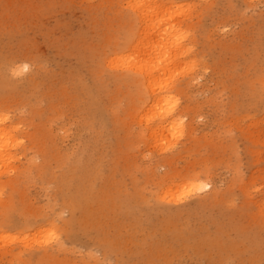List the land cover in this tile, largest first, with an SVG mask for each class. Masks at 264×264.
I'll return each mask as SVG.
<instances>
[{"label":"rangeland","instance_id":"obj_1","mask_svg":"<svg viewBox=\"0 0 264 264\" xmlns=\"http://www.w3.org/2000/svg\"><path fill=\"white\" fill-rule=\"evenodd\" d=\"M178 1L171 16L202 65L178 94L194 109L163 143L130 114L133 85L104 63L138 29L125 0H0V108L21 126L19 157L0 174V264H264V0Z\"/></svg>","mask_w":264,"mask_h":264},{"label":"bare ground","instance_id":"obj_2","mask_svg":"<svg viewBox=\"0 0 264 264\" xmlns=\"http://www.w3.org/2000/svg\"><path fill=\"white\" fill-rule=\"evenodd\" d=\"M124 1V0H123ZM126 2H124V9H127L129 12H127L128 14L126 16H128L130 18V21L132 22H135V20H137L139 26H138V29L134 32H130L129 34V41H128V44L125 45L124 48H121L119 49L118 46H120L119 43L118 46H117V49L118 51H115V48L114 49V52L109 55L108 57H106V61H104V63H107L108 66L112 69L114 68L115 70H119V71H115L116 74L113 75V79L114 80H119L118 83H121L125 81V79H128L129 82L131 83V85H133L134 87V93H133V97L134 99H136L135 101H137L138 103L136 104V106L133 108L134 109V112H130L131 113H134V114H131V115H134L135 117H138L139 118V123H143L145 125V128H146V131L149 132L148 135H149V139L151 140V138L154 140V142L158 139H162L168 135V133L172 130H175L177 131V128L181 127L183 128L184 127V124H183V119L184 118H187L188 116L190 117V113L191 111L194 109L193 106H191L192 104V101L190 100L188 103H185L184 105H180V101H179V97H178V94H181L183 91H184V88L183 87H187L190 85V82L192 84V81L193 80H196V75L194 77L193 73L194 71H196L195 67L202 65L200 64L198 61V58L199 57H195L194 56V53H193V56H191L189 58V55H192V50L193 48L192 45H190L188 47V45H186L184 43V40L186 39H190L188 37V35L190 36L189 34V31L188 29L185 27V24L183 25V23L181 21H179V17L178 18V21H176L174 19V16H171V10L170 9H173V8H170L172 6L170 5H174V3H178L179 4V1L174 2V0H125ZM181 1V0H180ZM184 1V0H182ZM186 1L185 0V3L183 5L186 4ZM117 3V2H116ZM182 2H180L181 4ZM123 4V3H122ZM183 5L181 4V7H183ZM187 5V4H186ZM115 6V5H114ZM122 8V6H120ZM175 7V5H174ZM178 7V6H177ZM119 8V7H118ZM120 8V9H121ZM180 8V7H179ZM181 9V8H180ZM185 9V7H184ZM123 10V9H121ZM175 10V9H174ZM118 11V10H117ZM178 11V10H177ZM120 12V11H118ZM122 12V11H121ZM126 12V10L124 11ZM182 12H186V11H180V15L179 16H182V17H185L186 19V16H184V14L181 15ZM188 14L190 13V11H187ZM173 13V11H172ZM177 12H175L176 14ZM187 14V15H188ZM199 14V13H198ZM198 14L196 15V17L198 16ZM123 15H125V13H123ZM174 15V14H173ZM177 15V14H176ZM175 15V16H176ZM125 16V18H126ZM191 16V15H190ZM189 16V17H190ZM118 17V16H117ZM120 17L122 18V16L120 15ZM119 17V18H120ZM127 17V18H128ZM125 18H123L125 20ZM131 18L135 19V20H131ZM188 18V17H187ZM123 20V21H124ZM190 20V19H189ZM122 21V22H123ZM192 21V20H191ZM121 22V20H120ZM127 23H129L128 21H126ZM137 22H135L137 24ZM194 22V21H193ZM185 23V22H184ZM118 24V23H117ZM120 24V23H119ZM133 24V23H131ZM126 25V24H125ZM190 25V24H189ZM195 25V24H194ZM111 26V25H110ZM122 26V25H121ZM129 26V25H128ZM135 26V25H134ZM193 26V25H192ZM127 27V25H126ZM125 27V30L127 31ZM189 27V26H187ZM128 28V27H127ZM134 28V27H132ZM194 28V27H193ZM129 29V28H128ZM136 29V28H135ZM191 29V28H189ZM130 30V29H129ZM128 30V31H129ZM191 33V32H190ZM207 36V34H206ZM188 37V38H187ZM210 37V36H209ZM209 37L208 40H209ZM194 38V37H192ZM206 38V39H207ZM226 39V38H225ZM195 40V39H192V41ZM205 40V39H204ZM207 40V41H208ZM120 41V40H119ZM123 41V40H122ZM121 41V42H122ZM126 40H124L125 42ZM188 41V40H187ZM191 41V40H190ZM218 41V40H217ZM227 41V40H226ZM187 43V42H186ZM194 43V42H193ZM207 43V42H206ZM117 44V42H116ZM116 44H115V47H116ZM125 44V43H124ZM123 44V45H124ZM190 44V43H188ZM226 44V43H225ZM122 45V44H121ZM122 45V46H123ZM186 45V46H185ZM201 45V44H200ZM229 45V44H228ZM197 46V44H196ZM202 46V45H201ZM200 46V47H201ZM206 45H204L205 47ZM114 47V46H113ZM194 48H196L195 46H193ZM199 47V49H200ZM204 49V48H203ZM195 50V49H194ZM193 50V51H194ZM197 51V49H196ZM200 51V50H199ZM197 53V52H196ZM199 53V52H198ZM203 53V51H202ZM204 55V53H203ZM205 56V55H204ZM193 57V58H192ZM108 58V59H107ZM187 58V59H186ZM189 58V59H188ZM245 58V57H244ZM104 59V60H105ZM186 59V60H185ZM197 59V60H196ZM200 60L202 58H199ZM245 60V59H244ZM203 61V60H202ZM206 61V60H205ZM264 62V61H263ZM203 63V62H202ZM207 63V62H206ZM254 63V62H253ZM106 64V66H107ZM208 64V63H207ZM206 64V65H207ZM263 64V63H262ZM104 65V64H103ZM250 65H253L251 64L250 62ZM260 65V64H259ZM255 66V64H254ZM253 66V67H254ZM25 67H27V64L23 67H21L20 65L19 66H14L13 67V70H11L10 73L12 74H17L19 73L20 71H22V69H24ZM203 69V67L205 66H201ZM252 67V68H253ZM108 68V67H107ZM207 68V66H206ZM232 68V67H231ZM109 69V68H108ZM195 69V70H194ZM205 69V68H204ZM200 70V69H199ZM206 71V69H205ZM98 72V71H97ZM100 72V71H99ZM199 72V71H197ZM180 73H182V76L186 77L187 80L185 82L184 80V83L180 82L181 78L177 77V74H179V76L181 75ZM196 73V72H195ZM258 76L259 74L257 73V68H256V72H255ZM113 74V73H112ZM111 74V75H112ZM197 74V73H196ZM7 75V74H6ZM110 75V76H111ZM255 75V74H254ZM257 76V77H258ZM33 77V76H32ZM255 77V76H254ZM262 77V76H261ZM264 77V75H263ZM111 78V77H110ZM198 78V77H197ZM251 78V77H250ZM199 79V78H198ZM197 79V80H198ZM237 79V78H236ZM252 79V78H251ZM255 79V81L257 80L256 77L253 78V80ZM263 79V78H262ZM34 80V79H33ZM112 80V79H111ZM121 81V82H120ZM234 81V80H233ZM246 81V80H245ZM262 81V80H261ZM116 82V81H115ZM114 82V83H115ZM252 83L254 81H251ZM100 83V82H99ZM194 83V82H193ZM238 83V82H237ZM247 83V82H246ZM255 83H258V82H255ZM102 84V82L100 83ZM124 84V83H123ZM122 84V86H123ZM126 84V83H125ZM241 84V83H240ZM243 83V86L245 87V84ZM262 84V83H261ZM263 84H264V80H263ZM117 86V84H115ZM114 85V86H115ZM185 85V86H184ZM253 85V84H252ZM259 85V84H258ZM115 86V87H116ZM121 85H118L117 87H119ZM127 86V85H126ZM125 86V87H126ZM191 86V85H190ZM193 86V84H192ZM229 86V85H228ZM233 86V85H232ZM254 87L256 85H253ZM243 87V88H244ZM120 88V87H119ZM118 88V89H119ZM128 88V87H127ZM240 88V87H238ZM247 88H250V87H247ZM259 88V87H258ZM255 87V90L258 89ZM90 89V88H89ZM117 89V88H116ZM121 89H123L122 91H124L125 89L122 87ZM119 89V90H121ZM187 89V88H186ZM185 89V90H186ZM190 89V88H189ZM254 90V88H252ZM76 90V89H75ZM91 90V89H90ZM238 90V89H237ZM54 91V90H53ZM86 91V90H85ZM245 91V89L243 90ZM52 92V91H51ZM80 92V91H79ZM115 94L117 91H115ZM112 92V94L114 93ZM121 92V91H120ZM132 92V91H131ZM130 92V93H131ZM181 92V93H180ZM254 93V91H250L248 90V93L251 94V93ZM262 92V91H261ZM50 93V92H49ZM77 93V92H76ZM123 93V92H122ZM126 93V92H125ZM129 93V95H130ZM239 93V92H238ZM247 93V94H248ZM253 93H252V96H253ZM13 94V93H12ZM65 96H66V93H64ZM68 94V93H67ZM75 94V93H74ZM135 94V95H134ZM192 94V93H190ZM246 94V93H245ZM260 94V93H259ZM73 95V94H72ZM80 95V93H79ZM78 95V96H79ZM124 95H128V89H127V94H123V95H120L122 97H124ZM192 95H195V94H192ZM238 95V94H237ZM240 95V94H239ZM261 95V94H260ZM63 96V94H62ZM70 96V95H69ZM67 96V98L69 97ZM112 96V95H111ZM119 96V95H118ZM117 96V97H118ZM250 96V95H248ZM264 96V95H263ZM58 97V95H57ZM64 97V96H63ZM77 97V96H76ZM116 97V98H117ZM126 97V96H125ZM124 97V98H125ZM62 98V97H61ZM75 98V97H73ZM110 98V96H109ZM120 98V97H119ZM128 98V96H127ZM130 98V97H129ZM128 98L129 101H131L130 99ZM191 98L195 99L196 96L192 97ZM253 98V97H252ZM49 99V98H48ZM65 99V98H64ZM70 99V97H69ZM78 99V98H77ZM114 99V97L112 98ZM133 99V100H134ZM74 100V99H72ZM111 100V99H110ZM127 99L125 98L124 101H126ZM17 101V100H16ZM20 101V100H19ZM41 101V100H40ZM69 101V100H68ZM75 101H76V98H75ZM115 101V99H114ZM117 101V100H116ZM18 102V101H17ZM61 102V100H60ZM65 102L67 103V101L65 100ZM110 102V101H109ZM132 102V101H131ZM134 102V101H133ZM6 103V102H5ZM16 103V102H15ZM50 104V101L48 102ZM47 103V104H48ZM57 103V102H56ZM72 103H75V102H72ZM112 103V102H110ZM184 103V102H183ZM8 104V102H7ZM35 104V103H33ZM32 104V105H33ZM55 104V103H54ZM117 104V103H115ZM130 104V102H129ZM128 104V105H129ZM235 104V103H234ZM233 104V105H234ZM14 105V104H13ZM59 105V103L57 104ZM61 105V104H60ZM64 105V104H63ZM67 106L68 103L66 104ZM72 105V104H71ZM75 105V104H74ZM77 105V104H76ZM104 105V104H103ZM111 104H109L110 106ZM123 105V104H122ZM125 105V103H124ZM134 105V103H133ZM1 106H2V103H1ZM0 106V107H1ZM7 106V105H6ZM106 106V105H104ZM103 106V107H104ZM114 107V102H113V105H111ZM127 106V105H126ZM125 106V107H126ZM132 106V105H131ZM5 107V106H4ZM3 107V108H4ZM23 107V106H22ZM32 107V106H31ZM35 107V106H34ZM38 107V106H37ZM47 107V105H46ZM71 107V106H70ZM69 107V108H70ZM112 107V108H113ZM198 107V106H197ZM3 108H0V174H1V171L5 170L7 168V166L9 165L10 161L14 158V154L12 152V149H14L17 145L20 144V140H18V137L17 135L15 134L19 128H21V126L19 127L18 125V122L16 121V118L12 119L13 118V115H11V113L8 114V112L6 110H4ZM14 108V107H13ZM58 108V106L56 107ZM60 108V106H59ZM58 108V109H59ZM97 108V107H96ZM96 108H94V114H96V117H103V113L102 111L104 112V110L101 108H98L96 110ZM111 107H109L108 109H110ZM119 108V107H118ZM7 109H8V106H7ZM62 109V108H61ZM65 109V108H64ZM105 109V108H104ZM123 109H125L123 107ZM132 109V110H133ZM53 113L52 114H55L54 113V106H53V109H52ZM60 110V109H59ZM70 110V109H69ZM68 110V111H69ZM113 110V109H112ZM122 110V109H121ZM120 110V111H121ZM131 110V109H130ZM129 110V111H130ZM62 111V110H61ZM92 111V110H91ZM116 111V109H115ZM113 111V112H115ZM128 111V109H127ZM126 111V113H127ZM109 110L107 111V114H108ZM112 112V113H113ZM123 112H125V110L123 111L122 110V114ZM47 113H50L47 112ZM111 113V112H109ZM115 113H119V111L115 112ZM129 113V112H128ZM127 113V114H128ZM14 114V113H13ZM90 114V113H89ZM121 114V113H119ZM121 114V115H122ZM128 114V115H130ZM110 115V114H108ZM114 115V114H113ZM112 115V116H113ZM117 115V114H116ZM126 115L125 113L123 114V117L125 118ZM33 116H35V114L33 113ZM105 116V115H104ZM118 116V115H117ZM263 116V115H262ZM12 117V118H11ZM87 117V116H86ZM95 118V116H93ZM127 117V116H126ZM129 117V116H128ZM127 117V118H128ZM132 117V116H130ZM129 117V118H130ZM35 118V117H34ZM91 118V116H90ZM109 118V117H108ZM114 118V117H113ZM112 118V119H113ZM120 118V117H119ZM118 118V119H119ZM122 118V116H121ZM183 118V119H182ZM192 118V117H191ZM89 119V118H88ZM101 119V118H100ZM110 119V118H109ZM115 119H116V116H115ZM114 119V121H115ZM123 119V118H122ZM121 119V120H122ZM126 119V118H125ZM136 119V118H135ZM264 119V117H263ZM93 121V119H91ZM99 120V119H97ZM96 119L94 120V123L95 121H97ZM120 120V121H121ZM138 120V119H136ZM186 120V119H185ZM31 121V120H30ZM91 121V122H92ZM119 121V120H118ZM117 121V122H118ZM123 121V120H122ZM125 121V120H124ZM191 121V120H190ZM264 121V120H263ZM90 120H88V124H91ZM126 122V121H125ZM135 122V120H134ZM82 123H84V121L82 120ZM93 123V122H92ZM96 123H99V121H97ZM95 123V124H96ZM104 123V122H103ZM114 123V122H112ZM138 123V125H140ZM37 124V123H36ZM42 124V123H40ZM45 124V123H44ZM38 125V124H37ZM86 125V122L85 124ZM86 125V126H87ZM97 125H100L97 124ZM102 125V123H101ZM158 126L156 129H152L153 126ZM23 126V125H22ZM82 126V125H81ZM92 127H94L93 125H91ZM103 126V125H102ZM102 126H100L102 128ZM141 126V125H140ZM44 127V126H43ZM90 127V126H89ZM96 127V125H95ZM104 127V126H103ZM41 128V127H40ZM85 128V127H84ZM101 128L99 130H101ZM144 128V127H143ZM48 129V128H47ZM85 129H90L88 128H85ZM94 129V128H93ZM103 129V128H102ZM20 130V129H19ZM184 129H182L183 131ZM95 131V130H94ZM103 131V130H101ZM181 131V132H182ZM44 133V131H43ZM102 133V132H101ZM49 134V133H48ZM47 134V135H48ZM94 134V133H93ZM174 134V132H173ZM171 133V135H173ZM44 135V134H43ZM128 135V134H127ZM170 135V133H169ZM168 135V136H169ZM178 136V135H177ZM176 136V137H177ZM148 137V136H147ZM251 137V136H250ZM21 139V138H20ZM148 139V138H147ZM161 140V141H162ZM167 140V139H166ZM23 142V141H22ZM36 142V141H35ZM43 142V141H42ZM164 143V141H162ZM171 142V141H170ZM170 142H168L167 144H169ZM159 143V142H158ZM157 143V144H158ZM262 143V142H261ZM264 143V142H263ZM262 143V144H263ZM49 145L52 144V143H48ZM128 144V143H127ZM30 145H32L30 143ZM152 145L153 142H152ZM172 145V144H171ZM264 145V144H263ZM52 146V149L53 148H56L55 146L53 147ZM159 146V145H158ZM43 147V146H42ZM50 146H48L47 148H49ZM162 147H164L162 145ZM17 148V147H16ZM24 148V147H23ZM155 148V147H154ZM157 148V147H156ZM40 149V148H39ZM51 147H50V150L52 151ZM160 149H161V145H160ZM166 149V148H165ZM18 150V149H17ZM22 150V149H21ZM25 150V149H24ZM57 150V149H56ZM163 150V148L161 149ZM44 151V150H43ZM54 151V150H53ZM16 152V151H14ZM21 152V151H20ZM23 152V151H22ZM57 152V151H56ZM65 151H63L64 153ZM46 153V152H44ZM55 153V152H54ZM67 153V152H66ZM65 153V155H66ZM47 154V153H46ZM60 154V153H58ZM22 155V154H21ZM61 155V154H60ZM64 155V154H63ZM18 156V155H17ZM17 156L15 160H17ZM58 156V155H57ZM67 156V155H66ZM19 157V156H18ZM52 157V156H51ZM71 157V156H70ZM31 158V157H30ZM62 158V156H61ZM27 159V158H26ZM33 159V158H32ZM56 159V158H55ZM59 159V158H58ZM65 159V158H64ZM73 159V158H72ZM34 160V159H33ZM32 161V160H31ZM63 161V159H62ZM70 162V160H69ZM12 163V161H11ZM28 163H29V159H28ZM35 163V162H34ZM60 163V162H59ZM63 162H61L60 164H62ZM64 163H65V160H64ZM32 164V162H31ZM13 165V163H12ZM16 165V164H15ZM17 166V165H16ZM29 166V165H28ZM18 167V166H17ZM8 168H10V166H8ZM12 168V167H11ZM28 168V167H27ZM17 169V168H16ZM24 169H25V165H24ZM90 169V168H89ZM151 169V168H150ZM7 170V169H6ZM14 170V169H13ZM187 170V169H186ZM9 171H11L9 169ZM8 171V173H9ZM21 171V170H20ZM5 172V171H4ZM28 172H29V168H28ZM177 172V171H176ZM182 172V171H181ZM188 172V171H187ZM175 173V172H174ZM180 173V172H179ZM6 174V172H5ZM62 174V173H61ZM90 175V173H88ZM181 174V173H180ZM189 174V173H188ZM1 175H4L3 173ZM0 175V176H1ZM169 175V174H168ZM176 176H178V174L176 173L175 174ZM186 175V174H185ZM190 175V174H189ZM187 175V176H189ZM174 176V174H173ZM181 176V175H180ZM178 176V177H180ZM184 178L185 176L182 175ZM181 176V178H182ZM28 177V176H27ZM92 177V176H91ZM91 177H89V179H91ZM191 177V176H189ZM198 178V174L196 176ZM1 178V177H0ZM24 178V177H23ZM26 178V177H25ZM174 178V177H173ZM184 178H182L184 180ZM192 178V177H191ZM87 179V178H86ZM162 178H160L161 180ZM164 179V178H163ZM179 178H177L178 180ZM193 179V178H192ZM204 178H202L201 180H203ZM181 180V179H179ZM195 181H197V179H193ZM200 180V179H199ZM200 180V181H201ZM205 180V179H204ZM1 181V180H0ZM18 181V180H17ZM88 181V180H87ZM162 181V180H161ZM160 181V182H161ZM185 181H188V180H184ZM191 181V180H189ZM92 182V181H91ZM180 182V181H179ZM183 182V181H181ZM180 182V183H181ZM183 182V183H184ZM194 182V181H192ZM86 183V181H85ZM88 183V182H87ZM90 183V182H89ZM172 184H174V182H171ZM170 183V184H171ZM180 183L178 185H180ZM181 183L183 186L182 187H185L184 184ZM188 183V182H187ZM91 184V183H90ZM89 184V186H91ZM177 184V183H176ZM197 184H199V182H197ZM2 185V184H1ZM169 185V184H168ZM192 185V183H191ZM84 186V185H83ZM175 186V185H174ZM197 186V185H196ZM209 184L208 182L204 183L202 182V186H201V189L203 188H206L207 187L209 188ZM85 187V186H84ZM87 187V185H86ZM171 187V186H170ZM177 187V186H176ZM181 187V186H180ZM181 187V188H182ZM199 187H200V184H199ZM88 188V187H87ZM86 188V189H87ZM169 188V186L167 187ZM189 188V187H188ZM192 188V187H191ZM194 188V187H193ZM197 189V187H195ZM173 189H175V187H173ZM173 189H172V192H173ZM89 190V188H88ZM87 190V191H88ZM171 190V189H169ZM176 190V189H175ZM177 192H179V188L177 187ZM181 190H186V189H181ZM190 190V189H189ZM192 190V189H191ZM198 190V189H197ZM200 190V189H199ZM198 190V191H199ZM256 190V189H255ZM86 191V190H84ZM167 191V190H166ZM165 191V192H166ZM205 191V190H204ZM257 191V190H256ZM90 192V190H89ZM169 192V191H168ZM182 192V191H181ZM184 192V191H183ZM190 192V191H188ZM213 192V191H212ZM211 192V193H212ZM75 193V192H74ZM82 193V192H81ZM84 193V192H83ZM210 193V194H211ZM72 194V193H71ZM76 194V193H75ZM79 194V193H78ZM87 194L84 193V195ZM92 193H90L91 195ZM163 194V193H162ZM166 194V193H165ZM176 193H174L175 195ZM178 194V193H177ZM176 194V195H177ZM74 195V194H72ZM83 195V194H81ZM169 195V194H167ZM171 195V194H170ZM175 195V196H176ZM213 195V194H212ZM211 195V196H212ZM71 196V195H69ZM68 196V197H69ZM76 196V195H75ZM74 196V197H75ZM87 196V195H85ZM88 196H89V193H88ZM90 197V196H89ZM143 197V196H142ZM168 197V196H166ZM72 198V197H71ZM161 198V197H160ZM171 198V197H170ZM176 198V197H175ZM70 199V197H69ZM73 199V198H72ZM71 199V201H72ZM178 199V198H177ZM181 199V198H179ZM3 199L1 198L0 200V205H2ZM75 200V199H73ZM168 200V199H167ZM169 200H172V199H169ZM76 201V200H75ZM112 201V200H111ZM174 202V199L172 200ZM177 201V200H175ZM74 202V201H73ZM72 203V202H71ZM76 203V202H75ZM149 203V202H148ZM257 202H255L254 204H256ZM73 204V203H72ZM262 204V203H261ZM258 205L259 207V204H256ZM117 207H118V204H117ZM254 207V206H253ZM264 207V206H263ZM262 207V208H263ZM75 207H73L74 209ZM260 207L261 210L260 213L262 212L264 214V210ZM72 209V208H71ZM255 209V208H254ZM253 209V210H254ZM248 211V210H247ZM251 211V209H250ZM113 212V211H112ZM117 216V215H116ZM161 218V217H160ZM209 218V217H208ZM203 219V218H202ZM127 220V219H126ZM248 220V219H247ZM52 221V220H51ZM54 221V220H53ZM197 221V220H196ZM132 223H133V220H132ZM137 224V223H136ZM172 224V222H171ZM116 225V224H115ZM179 225V224H178ZM137 226V225H136ZM144 226V225H143ZM173 228V227H172ZM200 228V227H199ZM221 229V227H220ZM119 230V229H118ZM165 230V229H164ZM239 230V229H238ZM225 231V230H224ZM176 232V231H175ZM193 232V231H192ZM152 233V232H151ZM215 235V233H214ZM201 236V235H200ZM209 236V235H208ZM124 237V236H123ZM178 237V236H177ZM205 237V236H204ZM131 239V238H130ZM182 239V238H181ZM225 239V238H224ZM201 240V239H200ZM224 241V240H223ZM183 241H181L182 243ZM203 242V241H202ZM206 242V241H205ZM209 242V241H208ZM215 242V241H214ZM168 243V242H167ZM148 244V243H147ZM176 244V243H175ZM203 244V243H202ZM241 244V243H240ZM58 247L60 246V244H56ZM160 245V243H159ZM209 245V243H208ZM161 246V245H160ZM163 246V245H162ZM201 246V245H200ZM213 246V245H212ZM157 247V246H156ZM214 247V246H213ZM210 248V247H209ZM218 248V247H217ZM244 248V247H243ZM247 248V247H246ZM264 249V248H263ZM225 250V248H224ZM229 250V249H228ZM195 251V250H194ZM218 251V250H217ZM227 251V250H226ZM54 250L53 249H45V252L43 253L44 255H47L49 256V254H53ZM183 252L185 253V251L183 250ZM196 252V251H195ZM194 252V253H195ZM182 253V252H181ZM227 253V252H226ZM260 255V254H259ZM237 256V255H236ZM243 256V255H242ZM50 257V256H49ZM148 257H146L147 259ZM156 258V256H155ZM231 258V257H230ZM233 258V257H232ZM237 258V257H236ZM222 260V259H221ZM245 260V259H244ZM147 261V260H146ZM167 261V260H166ZM242 262V261H241ZM150 263V262H149ZM215 263V262H214ZM247 263V262H246ZM213 264V263H212ZM220 264V263H219Z\"/></svg>","mask_w":264,"mask_h":264}]
</instances>
